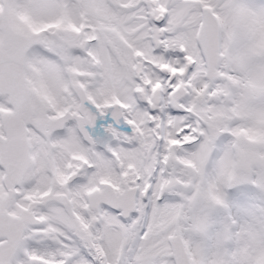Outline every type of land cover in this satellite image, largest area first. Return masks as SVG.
<instances>
[{"label":"snow or ice","instance_id":"obj_1","mask_svg":"<svg viewBox=\"0 0 264 264\" xmlns=\"http://www.w3.org/2000/svg\"><path fill=\"white\" fill-rule=\"evenodd\" d=\"M0 264H264V0H0Z\"/></svg>","mask_w":264,"mask_h":264}]
</instances>
